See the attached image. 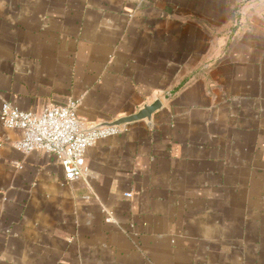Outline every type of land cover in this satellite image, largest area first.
Returning <instances> with one entry per match:
<instances>
[{
  "label": "crops",
  "instance_id": "1",
  "mask_svg": "<svg viewBox=\"0 0 264 264\" xmlns=\"http://www.w3.org/2000/svg\"><path fill=\"white\" fill-rule=\"evenodd\" d=\"M70 99L162 107L73 180L0 121V264H264V0H0V107Z\"/></svg>",
  "mask_w": 264,
  "mask_h": 264
},
{
  "label": "built area",
  "instance_id": "2",
  "mask_svg": "<svg viewBox=\"0 0 264 264\" xmlns=\"http://www.w3.org/2000/svg\"><path fill=\"white\" fill-rule=\"evenodd\" d=\"M78 105L79 100L70 99L65 105H51L36 112L23 110L4 100L0 107V121L6 127L22 131V137L15 143L19 151L42 150L54 154L65 177L73 180L88 173V148L122 130V125L88 128L78 114ZM125 196L132 197L133 193L126 192Z\"/></svg>",
  "mask_w": 264,
  "mask_h": 264
},
{
  "label": "water",
  "instance_id": "3",
  "mask_svg": "<svg viewBox=\"0 0 264 264\" xmlns=\"http://www.w3.org/2000/svg\"><path fill=\"white\" fill-rule=\"evenodd\" d=\"M161 107H162V102L161 100L157 99L152 103L143 104L136 112L132 114L120 116L112 121L102 122L96 126H93V128H100L102 126H113V125L121 126L124 124H129L143 119L151 121L153 114L157 110L161 109Z\"/></svg>",
  "mask_w": 264,
  "mask_h": 264
}]
</instances>
